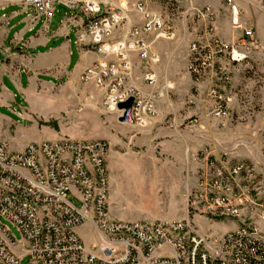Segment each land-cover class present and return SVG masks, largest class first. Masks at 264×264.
I'll list each match as a JSON object with an SVG mask.
<instances>
[{"label": "built area", "instance_id": "built-area-1", "mask_svg": "<svg viewBox=\"0 0 264 264\" xmlns=\"http://www.w3.org/2000/svg\"><path fill=\"white\" fill-rule=\"evenodd\" d=\"M24 2L33 18H49L56 4L68 9L77 41L94 55L82 79L102 91L103 108L118 118L125 112L119 104L131 98L130 117L140 126L158 111L156 95L133 80L134 55L145 70L142 79L152 85L159 59L154 40L172 38L180 19L213 17L210 6L190 0ZM243 35L258 46L251 27ZM188 47L195 79L224 51L221 44L195 40ZM108 152L103 138L29 142L22 150L0 141V264H264V170L205 146L194 155L199 165L185 218L126 221L108 213ZM195 215L230 219L234 227L214 239L199 232ZM85 223L94 236L90 247L76 231Z\"/></svg>", "mask_w": 264, "mask_h": 264}, {"label": "rangeland", "instance_id": "rangeland-1", "mask_svg": "<svg viewBox=\"0 0 264 264\" xmlns=\"http://www.w3.org/2000/svg\"><path fill=\"white\" fill-rule=\"evenodd\" d=\"M234 3L233 5H236L237 9L232 13L233 6L226 0H212L208 5L213 12L212 20L195 19L192 22L187 18L180 19L174 26L172 38L154 40L157 50L156 43L159 40L176 41L180 37V42L186 49L187 69L193 83L187 81L184 74H180L179 84L174 85L164 77L161 78L158 73L159 69L157 70V65L160 62L157 50L159 59L154 64L156 80L152 85H148L141 75L145 70L140 67L138 57L134 55L133 80L135 84L143 91L153 92L156 95L155 102L158 112L149 123L144 126L138 124L133 126L127 124L128 122L120 121V117L118 118L115 113L107 112L103 108L101 104L102 91L98 88L101 92L99 108L103 111L96 106L98 105L97 98H93L87 104H82L79 98H75L78 107L88 106L85 113L76 116L77 119L83 120V122L75 124L78 130L91 138H103L109 134L111 137L115 135L123 139L126 142V149L132 152L133 161L149 166L162 163L170 164L172 160L177 162L176 157L168 160L167 154L169 153L166 151L171 152L186 139H193L195 148H198L194 152L191 150V154L195 155L201 148L208 146L214 154H222L233 163L243 160L254 166V158H258L264 166V44L257 35L258 29L264 38V0H240L239 3L236 0ZM195 6L200 7L202 4H195ZM171 8L167 7V9ZM64 10L65 6L56 4L52 22H56L59 17H62ZM66 14V20L72 25L75 21L71 17L67 18ZM212 24L215 25V29L209 30ZM230 27L236 28L239 35L233 41L228 42L225 40L224 33L228 32ZM248 27H251L255 32L259 43L257 47L249 44L243 35L244 28ZM187 31L188 34H185ZM191 40L200 43L209 42L211 46L221 44L224 48L223 53L212 56L213 67L206 68L198 79L193 77L190 69L191 61L194 60L193 53L188 47ZM83 45L85 46V44ZM182 48L184 49L180 46L175 49L173 60L181 58ZM187 58H185L186 61ZM87 66L80 76L83 82H86L82 79V75ZM83 89L88 91L90 86L83 87ZM66 91L68 90H65L64 87L56 90L57 93H66ZM162 92L163 94L165 92L163 97ZM81 100L85 101L83 98ZM47 101L42 100L36 103L38 115L42 114L49 105ZM45 103L47 104L44 106ZM20 104L26 105L27 102L20 100ZM217 109L223 110L220 115L216 113ZM0 113L12 121L19 122L20 126H16V130L14 128L9 130L8 127L4 130L7 133H14L16 138H13V141L19 144L29 136H42L40 133L42 125L49 126L56 131L60 130L61 126L73 128L72 125H74V116L64 112L58 115L50 114L44 118L43 115L41 119H37L43 120L40 122L17 119L16 115L6 108H0ZM2 128L3 123L0 120V131ZM17 131L23 133L22 137L17 136ZM41 140L43 139L37 137L34 141ZM194 155L190 158V163L193 164L195 185V170L199 165V160L194 158ZM113 157L116 160H114V165L109 163V170L115 171L121 190L119 203H116L124 206V210L135 213V209H139L138 206L141 202V199L135 195L134 182L136 178L134 175L129 176L122 159L118 158L114 152ZM155 205L159 207L157 201ZM108 206H111L110 203ZM166 213L164 209L161 210L162 215ZM193 222L200 233L214 239L223 234L224 230L234 227V222L230 219L213 220L198 215L193 216ZM259 227L264 230V222H261ZM12 231L19 238L14 227H12ZM79 235L90 247L94 237L92 230L86 225L79 228Z\"/></svg>", "mask_w": 264, "mask_h": 264}, {"label": "crops", "instance_id": "crops-1", "mask_svg": "<svg viewBox=\"0 0 264 264\" xmlns=\"http://www.w3.org/2000/svg\"><path fill=\"white\" fill-rule=\"evenodd\" d=\"M190 1L194 5L202 4V6H208L212 2V0ZM235 1L232 0L230 3L234 7L232 13L237 9L236 5H233ZM54 10L55 6L49 18L45 16L33 18L31 6L24 0H0V108H6L16 115L17 119H25L28 122H40L43 120L37 119H41L43 115L44 118L50 114L58 115L62 112L74 116L73 128L61 126L60 130L56 131L42 125V128L40 127L42 136H29L19 144L13 141V138H16L14 133L4 132L7 127L9 130L13 128L16 130L15 127L20 126L19 122L12 121L0 113V120L3 123L0 141L7 142L14 150H22L29 142H40L34 141L37 137L43 139L41 141L64 137L91 138L75 126L83 122L76 116L82 115L88 108V106L78 107L75 98H79L82 104L90 103L93 98H97L96 106L99 108L100 90L89 82H83L80 78L83 69L91 63L94 55L86 51V47L77 41L74 29L65 18L67 8L65 7L62 17L52 22ZM185 34H188V31ZM238 35L239 31L231 27L224 33L225 40L228 42L233 41ZM257 35L264 44L263 34L258 29ZM180 46L184 47L181 58L173 60V52ZM156 47L160 55L157 70L159 69L161 78L164 77L174 85L179 84L180 74H184V78L193 83L187 69L186 49L180 42V37L176 41L159 40ZM89 86L90 90L83 89ZM63 87L68 90L66 93L56 92ZM164 94L162 92V97ZM82 98L85 101L81 100ZM20 100L26 101L27 104H20ZM42 100H48L49 105L42 114L38 115L36 103ZM127 124L135 126L133 123ZM16 133L17 136L22 137V132ZM103 139L109 143L107 206L110 203L108 213L111 218L134 221L180 219L186 216V192L193 187L195 181L193 164L190 163V158L194 155V153L191 154V150L194 152L198 149L195 148L193 139H186L171 152L166 151L169 153L168 160L176 157L177 162L172 160L170 164L162 163L154 166L133 161L132 152L126 149V142L123 139L115 135L111 137L109 134H106ZM113 152L122 159L129 176L134 175L136 178L135 195L141 199V202L139 209H135V213L124 210V206L117 205L121 196L119 179L113 169L112 172L109 170V163L114 165L116 160L115 157L112 158ZM254 160L256 169L263 171L264 166L261 161L258 158ZM156 201L159 207H156ZM162 209L167 212L165 215L161 214ZM86 225L91 229L89 224L85 223L76 228L77 233L79 234V228Z\"/></svg>", "mask_w": 264, "mask_h": 264}, {"label": "water", "instance_id": "water-1", "mask_svg": "<svg viewBox=\"0 0 264 264\" xmlns=\"http://www.w3.org/2000/svg\"><path fill=\"white\" fill-rule=\"evenodd\" d=\"M131 102H132V99L130 98L128 101L119 104L120 108H125V112L123 116L119 118L120 121L132 123V118L130 117Z\"/></svg>", "mask_w": 264, "mask_h": 264}]
</instances>
